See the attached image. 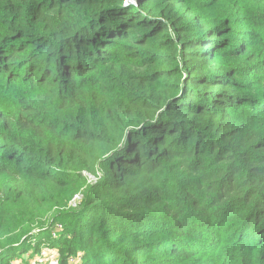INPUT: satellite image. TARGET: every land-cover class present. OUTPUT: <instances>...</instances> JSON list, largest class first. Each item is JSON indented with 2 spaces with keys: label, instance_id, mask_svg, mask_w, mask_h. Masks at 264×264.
Masks as SVG:
<instances>
[{
  "label": "trees",
  "instance_id": "1",
  "mask_svg": "<svg viewBox=\"0 0 264 264\" xmlns=\"http://www.w3.org/2000/svg\"><path fill=\"white\" fill-rule=\"evenodd\" d=\"M126 2L0 0V264H264V0Z\"/></svg>",
  "mask_w": 264,
  "mask_h": 264
},
{
  "label": "built area",
  "instance_id": "2",
  "mask_svg": "<svg viewBox=\"0 0 264 264\" xmlns=\"http://www.w3.org/2000/svg\"><path fill=\"white\" fill-rule=\"evenodd\" d=\"M77 195H75L69 202L68 208H76L80 202V199H74ZM61 225H54L51 229L52 237H55L60 231ZM23 261L25 264H60L59 254L54 248H50L47 246L42 247L36 254L30 256L25 254L23 256ZM76 260L70 259L71 264H75ZM10 264H20L17 261H11Z\"/></svg>",
  "mask_w": 264,
  "mask_h": 264
},
{
  "label": "rangeland",
  "instance_id": "3",
  "mask_svg": "<svg viewBox=\"0 0 264 264\" xmlns=\"http://www.w3.org/2000/svg\"><path fill=\"white\" fill-rule=\"evenodd\" d=\"M82 175H83V178H84V180H85V182L86 183H91V182H95V178L90 174V173H88V172H86V171H84V172H82ZM75 195H77L74 199H80L81 200V197H82V194H81V192H79V193H76V194H74L72 197H71V199L75 196ZM70 199V200H71ZM53 215V212L52 213H50V215H49V218H51L50 216H52ZM55 225V227H56V225H61L62 226V228H61V230L63 229V225H62V222L61 221H59V222H57V223H55L54 224ZM56 250V249H55ZM57 251V250H56ZM58 252V251H57ZM26 254H28V255H30V256H32V255H34V254H31V253H26ZM36 254V253H35ZM12 261H16V260H12ZM77 262V261H76ZM23 264H25V263H23ZM76 264V263H75Z\"/></svg>",
  "mask_w": 264,
  "mask_h": 264
},
{
  "label": "water",
  "instance_id": "4",
  "mask_svg": "<svg viewBox=\"0 0 264 264\" xmlns=\"http://www.w3.org/2000/svg\"><path fill=\"white\" fill-rule=\"evenodd\" d=\"M127 4H131V3H134V0H127L126 2Z\"/></svg>",
  "mask_w": 264,
  "mask_h": 264
}]
</instances>
